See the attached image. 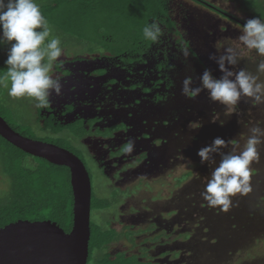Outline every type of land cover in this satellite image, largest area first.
I'll list each match as a JSON object with an SVG mask.
<instances>
[{"label": "rangeland", "instance_id": "obj_1", "mask_svg": "<svg viewBox=\"0 0 264 264\" xmlns=\"http://www.w3.org/2000/svg\"><path fill=\"white\" fill-rule=\"evenodd\" d=\"M207 1L244 21L255 16L264 17V0ZM174 2L179 12L181 9L184 11L178 18L179 28L184 31L183 35L191 40L193 47L205 54L206 65H209L208 68L219 77L221 73L218 65L209 58L211 54L217 52L215 42L223 38H237L242 25L191 0ZM187 12L193 15L196 26L194 31H197L198 36H191V33L182 26V19L187 17ZM177 15L176 12L175 16ZM50 26L52 36H58L61 40L63 58L75 57L74 55L87 58V55L93 54L90 53L92 48H98L96 44L85 41L72 43L70 36L59 32L53 25ZM172 38L169 39L170 44L174 43L176 36L173 35ZM172 47L174 46L168 48L171 50L170 55L182 62L181 71L176 73L177 109L184 111L185 114L187 112V117L184 114L185 118L179 119V125L173 132L174 143L166 145L165 164L156 176L145 175L140 181L133 177L129 182L120 183L119 180L116 184L114 180L109 183V179L102 174L96 173L93 176L94 198L104 203L93 208L92 221L106 228L110 216L113 217V226L122 234L109 245V250L126 251L127 255L137 254L142 261L152 258L149 256L151 250L150 253L156 255L155 257L164 258L163 264H264V206H258L264 200V144L259 146V162L252 165L253 191L247 196L234 197V206L228 212L209 208L201 196L204 182L215 165L201 164L200 157L197 156L198 149L211 144L213 138L217 136L223 137L226 141L239 140L240 134L247 131L245 124L257 122L264 124V104L255 106L248 98H242L238 105V114L228 116L224 115L225 106L212 102L206 90L195 98H187L181 92L183 80L191 76L193 87L199 86V77L205 68L191 52L187 58L184 56L185 46L178 52ZM6 53V47H0V57L6 60ZM245 56L246 58L242 59L234 70L247 68L255 73L256 62L260 58L255 56L254 51L248 53L247 50ZM102 58L104 57L101 56ZM56 63L59 62H55L53 71ZM5 71L4 64V67H0V74ZM189 105L194 107L191 108ZM36 110L31 98H12L8 95V88L0 86L1 115L10 123L30 126L29 133L41 140H48L49 136L43 134L35 122ZM214 112L220 113V119L226 121L223 126L219 121L212 122ZM190 122L201 123L202 126L192 129L189 127ZM58 137L64 140L59 142L64 146L75 147L71 131L64 130ZM232 147V144H229L223 151L228 152ZM215 160L219 163L218 154L215 155ZM93 168L95 167L90 164L92 171ZM1 171L0 169V173ZM186 173L191 174L178 183L179 178ZM113 184L119 185L121 189L133 187L130 197L127 198V190L116 189L112 187ZM8 186L9 181L0 174V199L6 197ZM133 214L141 216L133 219ZM170 260L175 262L172 263Z\"/></svg>", "mask_w": 264, "mask_h": 264}, {"label": "flooded vegetation", "instance_id": "obj_2", "mask_svg": "<svg viewBox=\"0 0 264 264\" xmlns=\"http://www.w3.org/2000/svg\"><path fill=\"white\" fill-rule=\"evenodd\" d=\"M183 12L182 9L177 12V20ZM182 20L183 28L191 36H198L194 31L193 15L188 13ZM183 43L172 49L178 52L185 46L202 63L199 62L200 65L205 69L209 67L205 54L193 47L190 39L186 38ZM154 52L150 55L143 53V56L134 59H114L109 55L93 53L87 55L92 61L77 63L73 62L86 56H61L55 65L53 73L61 77L62 92L60 95L52 94L47 109L36 110L35 122L38 129L49 137H58L62 132L42 129L40 125L45 122L70 129L75 147L69 146V149L86 164L92 188L96 173L106 176L109 183L114 180L115 184L119 180L120 183L129 182L133 177L140 181L145 175L156 176L165 164L166 145L175 140L173 132L179 125V119L187 117V112L185 114L177 109L176 73L181 71L182 62L171 56L170 51H165L164 44L155 47ZM99 56L104 58L94 60ZM213 74L216 75L215 72ZM38 117L41 118L39 122ZM129 140L135 141L134 151L123 154L121 148ZM90 164L95 167L93 171ZM112 187L127 190V198L133 191V187L121 189L114 184ZM138 216L141 215L133 214V219H138ZM113 219L111 217V227H114ZM150 251L152 258L148 261H142L137 256L140 264L165 262L163 257H155Z\"/></svg>", "mask_w": 264, "mask_h": 264}, {"label": "clouds", "instance_id": "obj_3", "mask_svg": "<svg viewBox=\"0 0 264 264\" xmlns=\"http://www.w3.org/2000/svg\"><path fill=\"white\" fill-rule=\"evenodd\" d=\"M162 34L161 23L155 19L143 26L145 41L158 42ZM0 47L7 49L6 71L0 74V86L8 88V95L12 98H31L37 109H47L52 94L62 92L61 77L53 73V68L64 49L60 38L52 36L49 21L36 0H0ZM214 47L217 52L209 58L218 65L221 75L217 77L206 68L200 74V85L196 87H193V78L188 76L183 80L182 94L195 98L206 90L212 102L225 106L224 115L228 116L237 113L242 98H248L255 106L264 104V17L247 18L237 38L219 39ZM245 50L248 53L254 51L260 58L255 73L247 68L234 70L246 58ZM183 54L188 57L187 48L183 49ZM217 121L221 126L226 123L220 119V113L214 112L212 122ZM201 126V123L189 124L192 129ZM245 127L247 131L240 134L239 140L226 141L217 136L211 144L197 151L201 164L215 165L201 192L209 208L228 212L234 206V197L247 196L253 191L252 165L260 160L264 124L257 122L245 124ZM229 144L232 149L223 151ZM134 148L135 141L129 140L121 152L131 154ZM217 154L219 163L215 160ZM258 206H264V200Z\"/></svg>", "mask_w": 264, "mask_h": 264}, {"label": "trees", "instance_id": "obj_4", "mask_svg": "<svg viewBox=\"0 0 264 264\" xmlns=\"http://www.w3.org/2000/svg\"><path fill=\"white\" fill-rule=\"evenodd\" d=\"M191 1L240 25L244 23V20L236 18L210 1ZM36 2L49 24L70 36V42L77 44L85 41L96 44L98 48H92L90 53L109 55L114 59L125 57L134 59L143 56V53L147 55L155 53V47H161L162 44L165 51H171L168 49L171 45H183L185 41L184 31L179 28L180 24L175 16L178 10L175 8L174 0H36ZM153 19L159 21L163 29L162 36L155 43L145 41L142 35L145 23ZM173 35L176 36V40L170 44L169 39ZM4 61L5 58L0 57V67H4ZM37 119L39 122L41 118ZM9 124L24 135L39 138L29 133L31 129L28 125L10 122ZM40 127L59 132L68 130L63 126L54 127L52 122H45ZM46 141L64 146L59 143L64 141L60 137L50 136ZM0 169L2 170L0 174L9 181L6 197L0 199V227L18 219L32 221L51 219L66 231L71 230L74 197L70 170L67 166L28 154L0 135ZM190 174H184L178 183L187 179ZM103 203L104 201L99 202L92 195V210ZM109 220V226L106 228L98 223L94 224L91 220L87 264H140L136 254L128 256L125 251L114 254L109 250V245L122 234L110 226L111 216Z\"/></svg>", "mask_w": 264, "mask_h": 264}, {"label": "water", "instance_id": "obj_5", "mask_svg": "<svg viewBox=\"0 0 264 264\" xmlns=\"http://www.w3.org/2000/svg\"><path fill=\"white\" fill-rule=\"evenodd\" d=\"M92 60L83 58L73 63ZM0 135L28 154L67 166L74 197L70 231L51 219H18L1 226L0 264H87L93 188L84 161L66 147L20 133L1 114Z\"/></svg>", "mask_w": 264, "mask_h": 264}]
</instances>
